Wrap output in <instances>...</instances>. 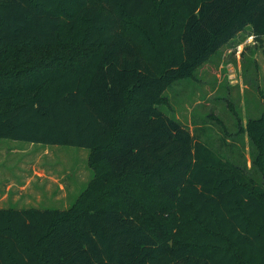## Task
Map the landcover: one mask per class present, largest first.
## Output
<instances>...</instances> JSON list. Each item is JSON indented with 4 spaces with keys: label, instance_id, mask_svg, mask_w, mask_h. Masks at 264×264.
<instances>
[{
    "label": "trees",
    "instance_id": "16d2710c",
    "mask_svg": "<svg viewBox=\"0 0 264 264\" xmlns=\"http://www.w3.org/2000/svg\"><path fill=\"white\" fill-rule=\"evenodd\" d=\"M247 27L264 0H0V138L95 168L68 209L0 208V264H264V116L249 165L160 107Z\"/></svg>",
    "mask_w": 264,
    "mask_h": 264
},
{
    "label": "rangeland",
    "instance_id": "374dc122",
    "mask_svg": "<svg viewBox=\"0 0 264 264\" xmlns=\"http://www.w3.org/2000/svg\"><path fill=\"white\" fill-rule=\"evenodd\" d=\"M160 107L188 125L193 134L201 133V138L213 147L219 144L220 137H228V143L237 145L230 155L242 162L248 160L250 165L247 124L264 116V37L257 41L247 27L191 77L175 82ZM33 166L53 178H62L63 184H71L70 197L60 202L46 197L38 203L34 202L36 198L16 195L14 190L6 193L8 185H23L27 181L26 169ZM94 176L89 149L0 138L1 209H68Z\"/></svg>",
    "mask_w": 264,
    "mask_h": 264
},
{
    "label": "crops",
    "instance_id": "0c3cea01",
    "mask_svg": "<svg viewBox=\"0 0 264 264\" xmlns=\"http://www.w3.org/2000/svg\"><path fill=\"white\" fill-rule=\"evenodd\" d=\"M25 172V170H20ZM27 172V181L23 185L11 184L6 187V193H9L11 190H14L15 194L19 196H27L28 198H36L34 202L41 203L46 197H53L57 202H60L63 199H68L71 195V184H63L60 179L62 178H53L52 176L47 175L46 172L39 169L38 166H33L32 169H26ZM66 177V175H65ZM67 178V177H66ZM49 180H54L50 182ZM7 194L3 196L6 198ZM17 198H19L17 196ZM1 201V199H0ZM30 203V202H28Z\"/></svg>",
    "mask_w": 264,
    "mask_h": 264
}]
</instances>
